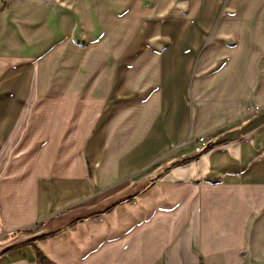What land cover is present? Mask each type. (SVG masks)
Instances as JSON below:
<instances>
[{"label":"crops","instance_id":"0c3cea01","mask_svg":"<svg viewBox=\"0 0 264 264\" xmlns=\"http://www.w3.org/2000/svg\"><path fill=\"white\" fill-rule=\"evenodd\" d=\"M0 264H264V0H0Z\"/></svg>","mask_w":264,"mask_h":264},{"label":"built area","instance_id":"2783aa9c","mask_svg":"<svg viewBox=\"0 0 264 264\" xmlns=\"http://www.w3.org/2000/svg\"><path fill=\"white\" fill-rule=\"evenodd\" d=\"M2 2H9V1H11V0H1ZM203 140H204V138L203 137H199V141L200 142H203Z\"/></svg>","mask_w":264,"mask_h":264},{"label":"trees","instance_id":"16d2710c","mask_svg":"<svg viewBox=\"0 0 264 264\" xmlns=\"http://www.w3.org/2000/svg\"><path fill=\"white\" fill-rule=\"evenodd\" d=\"M40 259H42V255H40Z\"/></svg>","mask_w":264,"mask_h":264}]
</instances>
